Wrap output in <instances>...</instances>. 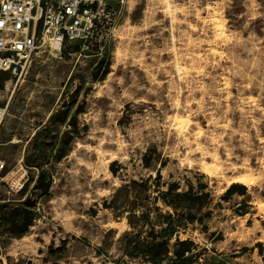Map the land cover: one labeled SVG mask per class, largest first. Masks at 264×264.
<instances>
[{"label": "rangeland", "instance_id": "obj_1", "mask_svg": "<svg viewBox=\"0 0 264 264\" xmlns=\"http://www.w3.org/2000/svg\"><path fill=\"white\" fill-rule=\"evenodd\" d=\"M109 5L120 22L103 53L73 44L61 60L41 55L0 90L9 106L0 132L4 264H122L119 238L130 228L104 202L132 181L148 188L131 196L159 208L150 222L176 228L171 245L176 236L194 242V264H264V0ZM21 165L29 185L11 195L1 179ZM40 171L52 180L47 196L33 189ZM246 175L255 181L244 195L223 200ZM171 184L179 190L155 201ZM184 192L193 199L177 197ZM23 210L33 221L13 231Z\"/></svg>", "mask_w": 264, "mask_h": 264}, {"label": "built area", "instance_id": "obj_2", "mask_svg": "<svg viewBox=\"0 0 264 264\" xmlns=\"http://www.w3.org/2000/svg\"><path fill=\"white\" fill-rule=\"evenodd\" d=\"M110 0H0V78L28 72L41 55L61 60L70 45L80 51L96 47L103 53L114 37L120 12ZM0 105V132L8 115ZM4 164L0 162V174ZM11 175L12 185L4 182ZM11 195H18L28 182L23 165L2 177ZM0 264H4L0 254Z\"/></svg>", "mask_w": 264, "mask_h": 264}, {"label": "trees", "instance_id": "obj_3", "mask_svg": "<svg viewBox=\"0 0 264 264\" xmlns=\"http://www.w3.org/2000/svg\"><path fill=\"white\" fill-rule=\"evenodd\" d=\"M103 62L100 63V68L103 66ZM107 72L104 75L107 76ZM10 79L9 74H2L0 78V90L3 89L4 83ZM53 120V116L50 118ZM66 121L62 120L64 123ZM75 119H71L70 127L76 128ZM46 126V125H45ZM44 126V127H45ZM73 141V136L71 132L66 133V138L63 143V147H68ZM66 157L65 150L62 149L57 161H62ZM150 159L149 157H144L145 167H149ZM40 164H36L34 167L40 168ZM117 162L112 163L111 172L113 176H117L119 168ZM6 175V174H5ZM4 175V176H5ZM156 180H161L160 172L157 173ZM28 182L25 184L24 188L18 195L22 196L27 187ZM52 187L51 178L47 179L45 172L40 171L34 184V191L40 192L41 196H47ZM139 188L146 190L148 188L147 181H141V183L132 181L130 184H125L118 188L115 193L111 196L110 200L104 202V208L111 210L116 219L125 218L130 231L123 233L119 242H122L123 258H129L131 260L137 261L138 264H194V255L192 254L195 244L191 240L181 241L176 236V241L171 245L172 237L175 234V227L169 224L167 229H158L154 224L150 222V217L153 211L158 210V207H148L144 200L146 198L142 196H131L133 189ZM201 189H205L202 186ZM245 187L234 184L232 185L222 196V199L228 201L234 195H244ZM179 190L177 184L168 185V189L165 193L159 192L161 196L156 197L155 201L159 198L166 200L170 195L176 193ZM192 188H190V191ZM177 197H182L186 201L192 200L193 196L189 192H184L182 194H176ZM208 194H203L199 199L207 198ZM195 199V197H194ZM25 202H29L28 197ZM22 222L14 223L13 231L20 233H25L28 231L32 221L33 214L28 210H23L21 213ZM187 221L193 222L194 218L188 216ZM125 260L122 264H130Z\"/></svg>", "mask_w": 264, "mask_h": 264}, {"label": "bare ground", "instance_id": "obj_4", "mask_svg": "<svg viewBox=\"0 0 264 264\" xmlns=\"http://www.w3.org/2000/svg\"><path fill=\"white\" fill-rule=\"evenodd\" d=\"M254 177L252 175H246V176H242V177H238L237 179H235L232 183H230L226 189L225 192L233 185V184H239V185H243L246 187H251L254 184ZM255 205H257L255 203ZM260 211H262V208H260Z\"/></svg>", "mask_w": 264, "mask_h": 264}]
</instances>
